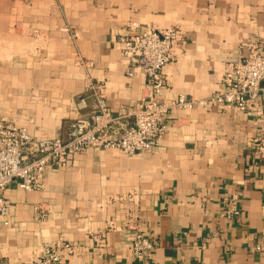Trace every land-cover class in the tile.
<instances>
[{"label": "crops", "instance_id": "1", "mask_svg": "<svg viewBox=\"0 0 264 264\" xmlns=\"http://www.w3.org/2000/svg\"><path fill=\"white\" fill-rule=\"evenodd\" d=\"M130 22L180 28L159 101L206 99L252 46L264 54V0H0V118L37 139H64L89 112L77 106L87 76L106 85L115 115L151 101L147 79L129 76L116 46ZM262 103L264 94L247 112L173 109L148 151L91 148L50 168L42 190L13 182L0 264L30 262L46 246L64 264H136L137 232L157 244L148 264H264Z\"/></svg>", "mask_w": 264, "mask_h": 264}, {"label": "built area", "instance_id": "2", "mask_svg": "<svg viewBox=\"0 0 264 264\" xmlns=\"http://www.w3.org/2000/svg\"><path fill=\"white\" fill-rule=\"evenodd\" d=\"M180 28L172 25L162 29L143 28L130 22L116 40V46L129 61L128 74H142L154 96L126 112L115 115L105 94L106 85L86 77L79 111L89 109L70 123L66 138L33 137L26 128L0 118V217L6 219L11 201L4 195L10 184L18 182L24 191L44 188L50 168H62L88 149L119 150L129 156L157 146L169 129L168 116L173 109H192L197 104L218 105L240 112L250 111L261 103L264 94V54L254 45L249 52L230 66L224 78V89L203 100L179 96L170 102L159 101L166 86L165 67L176 59L173 52ZM87 66L88 62L80 61ZM264 108V103H262ZM240 211L233 202L227 205V216L235 219ZM70 249L69 244H63ZM157 244L149 236L137 232L132 239L136 264H148ZM70 252H73L72 250ZM22 264H64L58 247L46 246L36 259Z\"/></svg>", "mask_w": 264, "mask_h": 264}]
</instances>
